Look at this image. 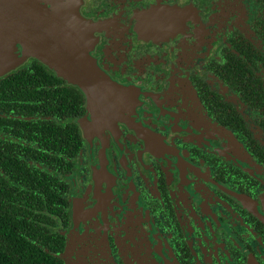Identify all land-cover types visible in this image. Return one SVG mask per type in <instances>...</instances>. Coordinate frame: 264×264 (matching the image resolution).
Returning a JSON list of instances; mask_svg holds the SVG:
<instances>
[{"label": "flooded vegetation", "instance_id": "1", "mask_svg": "<svg viewBox=\"0 0 264 264\" xmlns=\"http://www.w3.org/2000/svg\"><path fill=\"white\" fill-rule=\"evenodd\" d=\"M80 4L108 77L0 79V204L60 264H264V0Z\"/></svg>", "mask_w": 264, "mask_h": 264}, {"label": "water", "instance_id": "2", "mask_svg": "<svg viewBox=\"0 0 264 264\" xmlns=\"http://www.w3.org/2000/svg\"><path fill=\"white\" fill-rule=\"evenodd\" d=\"M80 3L0 0V79L37 61L46 71L66 77L68 85L83 91L89 102L95 86L92 78L108 76L100 71L92 50L102 21ZM73 121L81 124L79 119Z\"/></svg>", "mask_w": 264, "mask_h": 264}, {"label": "trees", "instance_id": "3", "mask_svg": "<svg viewBox=\"0 0 264 264\" xmlns=\"http://www.w3.org/2000/svg\"><path fill=\"white\" fill-rule=\"evenodd\" d=\"M23 213H15L13 204H0V264H60L55 255L22 235L28 227Z\"/></svg>", "mask_w": 264, "mask_h": 264}]
</instances>
